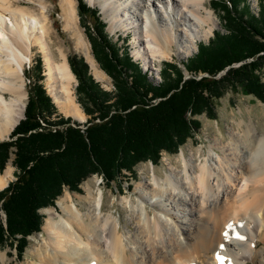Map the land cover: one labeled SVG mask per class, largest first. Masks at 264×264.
I'll return each instance as SVG.
<instances>
[{"label": "bare ground", "instance_id": "obj_1", "mask_svg": "<svg viewBox=\"0 0 264 264\" xmlns=\"http://www.w3.org/2000/svg\"><path fill=\"white\" fill-rule=\"evenodd\" d=\"M17 1L0 0V140L8 138L24 117L23 72L34 46L43 54L53 103L67 116L85 118L74 95L75 76L68 59L62 50L55 59L49 44L45 0H36L40 16L15 7ZM100 1L112 31L134 32V55L143 57L146 65L187 57L197 40L209 37L217 21L208 0H88L93 5ZM59 6L64 29L72 34L96 78L104 81L78 26V1L59 0ZM198 154L190 150L186 157L181 151V167L169 163L164 178L154 172V184L138 183V201L124 203L134 221L131 240L120 231V219L103 211L99 185L94 188L87 181L84 193L75 195L86 203L85 210L65 193L56 207L44 211L42 232L47 236L34 264H264V133L242 119L229 141H215L200 162ZM12 178V168L0 173V190ZM152 201L158 209L153 215L146 207ZM171 201L179 204L174 208ZM185 205L193 209L186 213ZM170 226L175 243L163 239Z\"/></svg>", "mask_w": 264, "mask_h": 264}, {"label": "trees", "instance_id": "obj_2", "mask_svg": "<svg viewBox=\"0 0 264 264\" xmlns=\"http://www.w3.org/2000/svg\"><path fill=\"white\" fill-rule=\"evenodd\" d=\"M77 1L80 26L114 92L95 82L82 57L70 55L77 101L89 118L80 124L63 117L40 83L42 60L36 58L39 73L28 90L24 118L10 139L0 142V172L10 155L15 168V180L0 191V251L9 247L18 259L28 237L42 232L44 217L39 211L54 207L64 190L78 192L79 185L95 174L107 186L116 184L128 178L126 172L133 177L137 164L155 166L162 152L178 153L200 127L195 117L215 119L216 103L228 92L264 102V0L257 17L244 0L211 1L213 10L221 13L224 32H214L188 62L181 63L190 77L184 78L179 64L165 62L158 85L149 83L129 52L109 37L98 10ZM88 15L92 26L82 22ZM198 73L206 75L198 78Z\"/></svg>", "mask_w": 264, "mask_h": 264}, {"label": "rangeland", "instance_id": "obj_3", "mask_svg": "<svg viewBox=\"0 0 264 264\" xmlns=\"http://www.w3.org/2000/svg\"><path fill=\"white\" fill-rule=\"evenodd\" d=\"M89 7L95 8L99 11V15L103 22L105 23L106 27L105 30L109 37L115 41L117 40L121 46H123L126 50L128 51L130 56L132 57V60L135 62L136 65H138L143 73L146 74L147 80L149 83H152L154 85H158L162 81V73L161 70L164 68V63L165 62H175L179 64V66L183 69L185 77L188 78L190 77V73H188L184 66H182L181 63H186L188 62L189 58H192L194 54L197 52V47L198 45L202 44H207L209 39L213 37L214 32L220 31L224 32L223 28L220 25V21L222 19L221 13L218 11H214L213 8L212 10L214 11L217 21L216 25L214 26V29L211 34H209L208 38H204L201 40L196 41V48L193 50L192 53H190L187 57H183L182 59L173 57L170 59L166 60H154L152 63H148L146 65V62L144 61L143 57L136 58L134 55V50L135 48V42H134V32L130 30L128 33H124L123 30L117 28L114 29L113 31L110 29V20H109V14L105 13V9L101 7L102 1L99 2V4L93 5L88 2V0H83ZM211 1L213 0H208L206 1V4L208 6L211 5ZM46 2V14L48 17V26H49V44L51 46L52 52L54 54L55 59L58 60L59 58V51L62 50L65 56L68 58L70 55H76L78 57H82L84 61L88 65L89 69V74L93 77L95 82L99 84V86L106 92L112 93L114 92V86L113 82L110 77H108L101 69V71L105 75V80L100 81L96 78L94 71L91 68V65L89 61L87 60L86 56L83 54V52L79 51L76 48L75 45V40L72 37V34H70L69 31L64 29V20L62 18V13L61 9L59 6V0H45ZM261 0H244L245 6L249 7V10H251V13L254 16H258L259 12V3ZM22 7L30 11L31 13L40 16L39 15V6L36 3V0H18L17 3L15 4V7ZM78 13V12H77ZM77 21H78V26L80 31L84 34L88 44V38L87 34L85 33V30L80 26L79 23V15L77 14ZM83 23H87L92 26L94 24V20L88 15L86 18L83 17ZM93 35V34H92ZM124 39V40H122ZM124 41V42H123ZM89 49L92 55V51L90 48L89 44ZM39 57L42 60V76L43 80L40 82L42 86L44 87L46 93L48 96L51 98V93L49 90V87L46 83V78H45V67H44V61H43V54L39 50L37 46L33 47V55L31 57V60L29 63L25 64L24 67V72H23V83H24V89L27 93V97L25 99V103L27 104V99H28V90L29 88L32 87L33 83H35L37 79V75L39 73L38 69L34 68L35 60L36 58ZM94 59V57H93ZM95 61V59H94ZM96 63V61H95ZM97 64V63H96ZM98 66V64H97ZM99 68V66H98ZM206 74L198 73V78L201 76H204ZM261 78L264 82V68L261 71ZM73 90H74V95L76 98V101L78 100V97L76 95V86H77V81L76 78L72 83ZM7 98H10L9 94H6ZM53 103V100H52ZM78 103V101H77ZM54 104V103H53ZM55 105V104H54ZM80 106V104L78 103ZM56 107V105H55ZM81 110L83 111L82 107L80 106ZM57 114L63 116V117H70L73 121H76L77 119H74L71 116H67L66 114L62 113L57 107ZM84 113V112H83ZM85 118L82 121H79L80 124H83L87 121L89 118L85 113ZM215 119H210L208 118L205 114L199 115L198 117H195V120H197L200 123L199 129L194 132L193 138L188 139L184 145H182L176 154H168L165 152H162L160 154V160L157 165H152L150 162H143L137 164L134 168V175L133 177L130 176V173L126 172V176L128 177L127 179L121 178L119 182L112 183L111 185L109 184L108 186L104 183L103 179L101 176H98L97 174L91 176L90 178L86 179L84 182H82L79 185V191L78 192H70L68 190H64L61 196H63L65 193L69 192L73 195L74 199L78 201L76 198L77 195H80L84 193L82 186L88 181L94 188H96L98 185L100 186L102 192H103V202H102V209L104 212H111L113 215L117 216L120 219V231L125 233L126 235L128 234L129 239H133L134 233H135V228H134V221L130 220L128 218V205L127 209L125 208V201L126 200H131L132 202L138 201V198L140 197V194L135 191L136 186L138 185L139 182H147L150 184H154V172L155 174H159L161 178H164L166 174L169 173V166L170 164L173 165L174 167L176 166L177 168L181 167L179 154L181 151L184 152L185 156L188 157L190 155V150H192L194 153L196 151H200V158L199 160L196 159L197 162H200L202 159L201 155H208L210 153V145L214 144L215 141L219 142L222 141V143H226L230 139V133L232 130L236 129V122L240 120H244L246 123L249 122H254L256 125L257 130L260 133H264V102H260L256 98H254L251 95H242L241 93H233V92H228L223 96L221 99H219L216 103L215 106ZM24 118V117H23ZM242 127L245 129V125H242ZM83 128V127H80ZM55 131V128L52 129ZM10 139V136L3 141H8ZM1 141V140H0ZM2 142V141H1ZM211 154L214 155L213 152ZM197 157V156H196ZM13 155H10L9 160L5 163L4 170L1 171V174H4L8 168H12V173H13V178L9 181L13 182L15 180L14 176V171L15 168L12 165V160H13ZM170 163V164H169ZM8 183V184H9ZM7 184V185H8ZM6 185V186H7ZM5 186V187H6ZM4 187V188H5ZM1 191V190H0ZM76 195V196H75ZM60 196V197H61ZM59 197V198H60ZM58 198V199H59ZM57 199V200H58ZM55 201V206L56 207V202ZM154 202L156 200H153ZM153 201L149 204L146 205L147 209L150 211V213L153 215L158 209L156 207H153ZM80 202V201H78ZM157 202V201H156ZM80 207L85 210V205L86 203L84 201H81ZM179 203H175V201H171L170 206H177ZM54 207H48L45 209L49 208H54ZM182 207V206H181ZM45 209H41L39 212L40 214L45 217ZM182 209L186 210V213H189L191 209H193L192 206L190 205H185L182 207ZM173 212V211H172ZM2 218H4V215L1 213ZM191 222V217H189ZM44 222V220H43ZM184 222H187V220H184ZM171 227V226H170ZM166 232V236H164V240L167 242L175 243L176 237H174V231L173 227L172 231L171 229ZM170 232V233H169ZM170 235V236H169ZM174 235V236H171ZM46 236L44 232H40L38 234H34L28 237V246L23 254V257L21 259H18L16 257V252L12 250L9 247H4L0 251V264H34L36 263L37 257L36 253L37 250L40 248L41 243L43 239H46ZM185 236V234H184ZM185 240V239H184ZM184 240L183 243H184ZM135 242V241H134ZM136 244V243H135ZM137 246V244H136ZM210 262V260H208ZM207 261V263H208ZM243 264H254L251 261H248L247 263Z\"/></svg>", "mask_w": 264, "mask_h": 264}, {"label": "water", "instance_id": "obj_4", "mask_svg": "<svg viewBox=\"0 0 264 264\" xmlns=\"http://www.w3.org/2000/svg\"><path fill=\"white\" fill-rule=\"evenodd\" d=\"M78 122H79V121H78ZM1 141H3V140H1ZM1 141H0V142H1Z\"/></svg>", "mask_w": 264, "mask_h": 264}, {"label": "built area", "instance_id": "obj_5", "mask_svg": "<svg viewBox=\"0 0 264 264\" xmlns=\"http://www.w3.org/2000/svg\"><path fill=\"white\" fill-rule=\"evenodd\" d=\"M54 128V127H53Z\"/></svg>", "mask_w": 264, "mask_h": 264}]
</instances>
